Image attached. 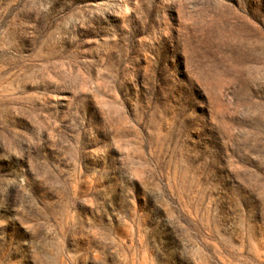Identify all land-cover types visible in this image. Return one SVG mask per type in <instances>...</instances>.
I'll list each match as a JSON object with an SVG mask.
<instances>
[{
    "label": "rangeland",
    "instance_id": "rangeland-1",
    "mask_svg": "<svg viewBox=\"0 0 264 264\" xmlns=\"http://www.w3.org/2000/svg\"><path fill=\"white\" fill-rule=\"evenodd\" d=\"M0 264H264V0H0Z\"/></svg>",
    "mask_w": 264,
    "mask_h": 264
}]
</instances>
